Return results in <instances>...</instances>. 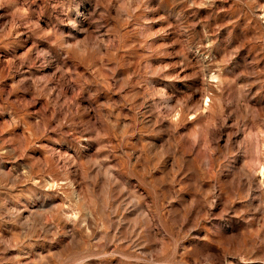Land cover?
<instances>
[{
  "label": "rangeland",
  "instance_id": "1",
  "mask_svg": "<svg viewBox=\"0 0 264 264\" xmlns=\"http://www.w3.org/2000/svg\"><path fill=\"white\" fill-rule=\"evenodd\" d=\"M0 264H264V0H0Z\"/></svg>",
  "mask_w": 264,
  "mask_h": 264
}]
</instances>
